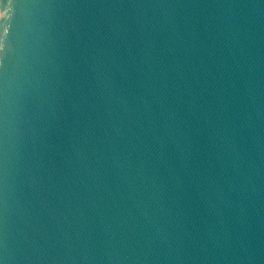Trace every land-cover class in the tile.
I'll return each instance as SVG.
<instances>
[{"label":"water","instance_id":"water-1","mask_svg":"<svg viewBox=\"0 0 264 264\" xmlns=\"http://www.w3.org/2000/svg\"><path fill=\"white\" fill-rule=\"evenodd\" d=\"M0 264H264V0H0Z\"/></svg>","mask_w":264,"mask_h":264}]
</instances>
